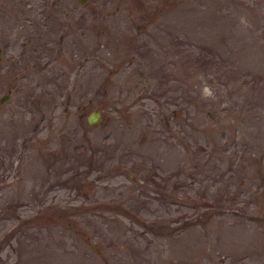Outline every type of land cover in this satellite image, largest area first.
<instances>
[{
	"label": "rangeland",
	"instance_id": "rangeland-1",
	"mask_svg": "<svg viewBox=\"0 0 264 264\" xmlns=\"http://www.w3.org/2000/svg\"><path fill=\"white\" fill-rule=\"evenodd\" d=\"M0 46V264H264V0H0Z\"/></svg>",
	"mask_w": 264,
	"mask_h": 264
},
{
	"label": "water",
	"instance_id": "water-1",
	"mask_svg": "<svg viewBox=\"0 0 264 264\" xmlns=\"http://www.w3.org/2000/svg\"><path fill=\"white\" fill-rule=\"evenodd\" d=\"M0 59H1V46H0ZM10 93H4L0 97V101L3 102L9 97ZM101 115V111L98 108L92 109L87 115L86 120L89 124L95 123Z\"/></svg>",
	"mask_w": 264,
	"mask_h": 264
},
{
	"label": "trees",
	"instance_id": "trees-1",
	"mask_svg": "<svg viewBox=\"0 0 264 264\" xmlns=\"http://www.w3.org/2000/svg\"><path fill=\"white\" fill-rule=\"evenodd\" d=\"M172 112V111H171ZM174 112H172V114H173ZM122 209V208H121ZM122 211H124V210H122ZM125 212V211H124Z\"/></svg>",
	"mask_w": 264,
	"mask_h": 264
}]
</instances>
